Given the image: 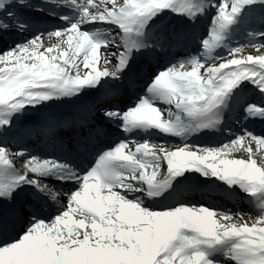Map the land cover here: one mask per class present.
Masks as SVG:
<instances>
[{
    "label": "snow or ice",
    "instance_id": "snow-or-ice-1",
    "mask_svg": "<svg viewBox=\"0 0 264 264\" xmlns=\"http://www.w3.org/2000/svg\"><path fill=\"white\" fill-rule=\"evenodd\" d=\"M256 123L264 0H0V264H264Z\"/></svg>",
    "mask_w": 264,
    "mask_h": 264
},
{
    "label": "bare ground",
    "instance_id": "bare-ground-1",
    "mask_svg": "<svg viewBox=\"0 0 264 264\" xmlns=\"http://www.w3.org/2000/svg\"><path fill=\"white\" fill-rule=\"evenodd\" d=\"M247 51H248V52H253L254 50H252V49H248Z\"/></svg>",
    "mask_w": 264,
    "mask_h": 264
},
{
    "label": "rangeland",
    "instance_id": "rangeland-1",
    "mask_svg": "<svg viewBox=\"0 0 264 264\" xmlns=\"http://www.w3.org/2000/svg\"><path fill=\"white\" fill-rule=\"evenodd\" d=\"M158 142H161V141H158ZM168 143H171V142H168Z\"/></svg>",
    "mask_w": 264,
    "mask_h": 264
}]
</instances>
